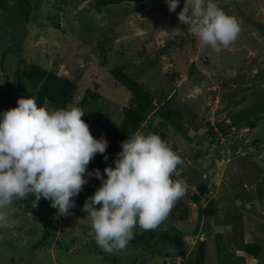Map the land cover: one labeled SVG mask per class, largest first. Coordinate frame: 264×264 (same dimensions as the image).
Returning a JSON list of instances; mask_svg holds the SVG:
<instances>
[{
    "label": "rangeland",
    "instance_id": "obj_1",
    "mask_svg": "<svg viewBox=\"0 0 264 264\" xmlns=\"http://www.w3.org/2000/svg\"><path fill=\"white\" fill-rule=\"evenodd\" d=\"M46 1L52 0H42L41 9H48ZM215 2L240 26L237 39L219 53L201 51L188 26L180 24L176 13L184 0L175 12H169L165 0H143L110 6L102 13L90 8L89 0H67L59 12V29L43 25L42 18L28 27L14 12L0 13V82L5 85L6 76L17 67L37 63L75 82L74 99L85 89L97 92L95 105L84 110L85 115L98 117V127L91 132L94 138L107 140L119 125L123 107L134 98L114 78L111 71L117 66L138 81L157 106L168 99V105L185 118L192 115L188 108L196 113L192 120L199 128L192 129L197 130L192 140L182 132L192 127L185 119L177 131L167 127L164 140L176 146L175 152L183 160L172 179L186 188V194L175 203L181 201L187 211L184 218H174L172 207L162 223L180 232L188 253L183 260L175 257L172 261L166 254H174L175 248L159 245L142 264H193L190 251L198 240H207L203 264L217 263L218 241L226 243L224 248L234 256H244L245 264H264V148H260L264 146V110L250 117L255 123L250 127H233L228 117L231 111L251 105V95L260 86L256 82L264 80V36L260 34L264 32V0ZM26 26L27 35L22 38ZM235 102L238 104L232 105ZM7 106L11 104L0 96V109ZM147 119L155 123L159 117L150 113ZM205 122L215 136L205 130ZM143 130L140 132L149 133ZM202 180L209 184L201 202L212 200L210 215H203L190 198ZM63 218L51 207L41 220L32 206L14 199L8 224L0 227V264H114L113 252L105 259L100 248L91 252L94 239L89 235V217ZM41 221L52 224L59 244L51 243V237L38 241ZM78 223L84 226L76 231ZM140 230L134 228V235ZM248 241L262 246L259 256L241 250ZM134 254L136 262H141L138 249Z\"/></svg>",
    "mask_w": 264,
    "mask_h": 264
},
{
    "label": "clouds",
    "instance_id": "obj_2",
    "mask_svg": "<svg viewBox=\"0 0 264 264\" xmlns=\"http://www.w3.org/2000/svg\"><path fill=\"white\" fill-rule=\"evenodd\" d=\"M165 2L169 12H175L180 0ZM176 15L201 51L219 53L240 32L235 17L215 0H184ZM84 114L71 103L38 106L35 98L24 96L15 107L0 111V227L7 226L14 199L30 194L33 206L43 198L59 216L71 215L74 198L94 176L100 184L82 210L89 216V235L111 253L126 248L137 226L155 230L186 194L185 186L172 179L183 160L158 134L140 132L139 126L120 142L115 166L104 168L106 177L99 169L89 171L96 154L108 159V142L90 134Z\"/></svg>",
    "mask_w": 264,
    "mask_h": 264
},
{
    "label": "trees",
    "instance_id": "obj_3",
    "mask_svg": "<svg viewBox=\"0 0 264 264\" xmlns=\"http://www.w3.org/2000/svg\"><path fill=\"white\" fill-rule=\"evenodd\" d=\"M89 1L91 2L90 8L94 7L96 8V10L102 13L105 8L109 9L110 6L118 5L127 1L141 3L143 0ZM41 4L42 0H0V13L14 12L13 14H16L18 18L20 17V19H22L28 27L33 25L34 23L39 22L40 20L38 19L42 18V21H44L43 25L59 29V12L63 9V5L67 4V0L46 1L45 4L48 9H41ZM68 23L71 28L72 24L71 22H69V20L67 21V24ZM27 26L26 31L24 32L25 34H23L22 38L27 35ZM96 32L97 34L99 33V35L102 34L101 32ZM260 34L264 36V32H260ZM99 44L100 43H98V47H100ZM138 54H142L141 49L138 51ZM111 72L114 78L118 81L119 85H123L134 94V98L133 101H131L132 104L123 107V115L119 122V125L113 129V132L107 139L108 147L105 154L108 156V159L105 160L102 154H96L93 160L87 165L89 171L93 169H99L101 175L106 177L104 168L106 165L111 166L112 164H114L116 153L120 151V142L125 140L127 136H130L139 126H145V130L142 129L143 131L156 133L163 140H166L165 129L167 127H170L173 128V130L177 131V129H179L181 126L180 122L185 119L186 121L188 120L189 123H191L192 127L190 130L186 129L182 132L188 140L193 139L192 134H195L197 130L195 131L192 129L199 128L198 125L195 126L193 124L192 118L196 115L193 110L188 108L187 110L190 111L192 115L188 114L190 117L185 118V115L180 113L178 109H174L173 107L168 105L170 103L168 99L164 101L160 106H157L152 101V97L150 96L149 92L145 90L138 81L129 77L123 71V68L121 66L115 67ZM256 83H260V86L257 87V90H255L256 94L251 95V105L231 111L229 113L228 117L231 121V126L238 127L248 124V126L250 127L255 124L254 120H251L250 117H255L258 112L264 110V80L262 79L261 81H258ZM75 88L76 83L69 80L66 76L58 75L54 71L48 70L37 63H30L29 65H25L22 68L17 67L16 70L12 74H10V76H6L5 85L0 82V96L5 97L12 107L16 106L17 99L21 96L35 98L38 106L48 105L49 107L59 108L65 107L69 103L72 104V101H74L73 105L80 107L84 111L91 105H95L96 100L99 98V94L97 92L85 89L83 95L77 100L76 98H72V94L74 93ZM158 102H160V99L158 100ZM237 104L238 103L235 102L232 105L236 106ZM11 106L2 108L0 109V111L7 110L11 108ZM150 113L159 117V120L155 123L154 121L152 122V120L148 122L149 119H147V115ZM82 119L89 126L90 134L91 132H93V130H95V128L97 129L99 124L98 117H90L84 114L82 116ZM205 126V130H208V132L214 135L212 126L207 122H205ZM188 133H191V135ZM256 142L257 140H254L253 144H255ZM169 146L173 151L176 150V146L174 144H170ZM260 148H264V146L261 145ZM99 184V179L94 176L89 177L88 182L83 185L82 191L74 198L75 207L71 209V215L64 217H89L88 213L82 210L83 205L86 199H88L94 193ZM195 186L197 192L190 195L191 201L199 208L198 210L201 211L203 215H210L212 211L209 208L212 207V200L210 199L204 204L201 202L202 197L205 196L208 191L209 184L206 181L202 180ZM33 199L34 197L31 196V194L29 195V198H20V200L23 201L27 205V207L32 206L33 211H35V213H37L38 215V218L42 220V218L46 216V213L51 210L50 201L41 198L36 203V206H33ZM180 203L181 201L175 203L173 206L175 208V212L172 213V216L174 218L182 219L185 216L187 208L183 203ZM66 218H63V221H67ZM41 223L43 224V230L41 231L42 235L38 239V241L41 243L42 240H46L51 237V243L53 241H56V244H59V242L57 241V234L55 233L52 224L46 221H41ZM83 226V223H78L79 228L73 229L77 231ZM158 227L159 229L155 230H140V232L135 234L134 238L129 241L128 244H131L130 246L122 250H114V256L112 258L113 263L142 264V262H144L146 257L149 255L148 253H150V250L157 249V246L164 244L172 245V247L175 248L174 254L172 252V255L169 253L166 254L167 256H171L170 259H172V261L175 257L181 258L183 260L188 252L187 248L185 247L184 239L181 236L180 232L177 229L166 225L165 223H161ZM72 233L74 234V232ZM74 239H76L75 234L71 237V240ZM93 239L94 238L92 237V240ZM206 241L207 240H198L195 247L190 251L191 255H193V264H203L205 260V248L207 245ZM224 245H226V243L218 241L215 246V254L217 259L216 264H245L244 256H234L232 252L226 251ZM35 246H37V244H35ZM90 247L92 250L91 252L93 253H95L96 249L99 248V246L95 243V240H93ZM136 249H138L140 256L143 257L141 259V262L138 263L135 260L137 258V255L134 254V250ZM241 250L245 254H248L252 257H257L262 250V246L258 243L248 241L242 244ZM121 251L126 252V254H121ZM100 253L104 256V259L110 257L109 252H105L101 248ZM187 260H190V258ZM129 261H131V263ZM162 264H165V262H162Z\"/></svg>",
    "mask_w": 264,
    "mask_h": 264
}]
</instances>
